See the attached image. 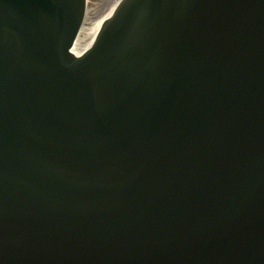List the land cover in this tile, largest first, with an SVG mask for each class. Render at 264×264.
Instances as JSON below:
<instances>
[{"label": "water", "instance_id": "water-1", "mask_svg": "<svg viewBox=\"0 0 264 264\" xmlns=\"http://www.w3.org/2000/svg\"><path fill=\"white\" fill-rule=\"evenodd\" d=\"M0 0V264H264V0Z\"/></svg>", "mask_w": 264, "mask_h": 264}, {"label": "bare ground", "instance_id": "bare-ground-1", "mask_svg": "<svg viewBox=\"0 0 264 264\" xmlns=\"http://www.w3.org/2000/svg\"><path fill=\"white\" fill-rule=\"evenodd\" d=\"M118 0H115L114 3L110 6V8L108 9V11L106 12V14L100 18L99 20H97L94 23H89L87 21V12H88V2L86 3L85 7H86V11L84 13V17L82 20V24L79 28L78 34L72 44V46L70 47V52L75 55H81L84 51H86L90 45L92 44L98 29L102 23V21L107 18L108 16H110V14L112 13V10L114 9V6L116 5Z\"/></svg>", "mask_w": 264, "mask_h": 264}, {"label": "rangeland", "instance_id": "rangeland-1", "mask_svg": "<svg viewBox=\"0 0 264 264\" xmlns=\"http://www.w3.org/2000/svg\"><path fill=\"white\" fill-rule=\"evenodd\" d=\"M88 2L87 21L94 23L102 18L115 0H86Z\"/></svg>", "mask_w": 264, "mask_h": 264}]
</instances>
